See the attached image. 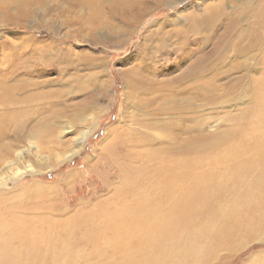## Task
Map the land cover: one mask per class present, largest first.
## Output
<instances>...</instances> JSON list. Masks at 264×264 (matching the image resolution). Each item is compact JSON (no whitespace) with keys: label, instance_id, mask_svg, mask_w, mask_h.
Listing matches in <instances>:
<instances>
[{"label":"bare ground","instance_id":"6f19581e","mask_svg":"<svg viewBox=\"0 0 264 264\" xmlns=\"http://www.w3.org/2000/svg\"><path fill=\"white\" fill-rule=\"evenodd\" d=\"M0 1L4 9L16 7L24 19L36 16L37 11L46 15L47 11L52 20L63 17L64 21L70 22H63L65 25L78 24V29L83 31L79 34L67 27L70 29L67 36L75 34L76 38L85 39L101 28L118 45L134 35L145 16L156 9L169 7L174 10L183 0ZM226 1L209 0L203 5L200 18L195 12L188 13L187 30L173 27L163 32V25L156 21L157 28L152 35L158 44L149 48L147 42L137 46L141 47L140 52L148 55L149 51L157 53L170 48L171 43L174 49L184 47L186 41L187 44H198L201 37L205 44L210 41V34L214 35L215 26L222 29L219 34L216 32L213 47L206 54L195 57L193 54L198 49L190 50L189 64L171 80L174 85L138 76L134 65L122 72L126 100L130 98L143 108L150 105V100L157 103L165 100L169 111L179 116L186 113L183 111L185 104L192 123L177 124L178 131L167 133V136L154 138L148 135L146 130L155 128L156 122L152 120L169 112L157 104L153 111H143L142 115L150 116L141 119L139 129H131V125L115 128L114 139L104 149V154L111 155L117 150L122 153V161L116 160L121 180L112 187L114 191L110 197L94 207L79 209L69 219L45 218L48 227L43 229L42 225L34 226L26 217L7 216L1 204L0 264H70L76 259L70 240L74 230L72 224L77 229L82 228L86 234L85 242L105 250V254L98 257H108L106 253L110 252L109 257L117 258L99 261V264H211L226 258L228 254L224 252L235 249L242 240L255 238L264 231V35L261 33L264 0L243 2L244 11L229 13L228 20L222 22V7ZM187 4L190 2L183 5ZM173 14H176L175 10ZM241 20L246 21L244 26H241ZM56 40L53 37L50 51L45 53L58 55L56 64L68 63V51L58 49ZM166 40L171 42L170 45ZM53 44L56 45L53 47ZM228 51L232 52L228 55L230 58H226V62L230 61L229 66L222 68ZM259 69L261 74H249ZM235 71L241 72V76L230 78L226 82L228 91L222 92L225 84L215 83V80ZM209 73L212 75L206 77ZM0 81L5 93L0 98L2 185L8 176L23 172L20 169L13 171L15 166L12 165L17 160L12 152L21 140L14 139L15 143H12V140L3 139L23 130L35 111H39V105L31 102L34 95H25L22 99L15 97L17 86L7 84L5 77L0 76ZM179 93L188 95L177 99ZM238 98L248 99L251 103L231 117L229 125L210 131L204 127L206 123L198 121L197 112L202 107L207 108L217 100L225 105ZM162 122L157 123L158 129L175 125L170 121ZM51 128L46 118L36 125L32 136L45 143L53 131ZM127 133L136 139L124 140ZM85 136V133L81 135L72 153L58 155L52 167L78 154ZM155 142L159 144L157 147H153ZM144 145L150 148H137ZM16 156L21 157L22 150ZM73 173L65 175L66 178L74 177ZM52 188L56 187L48 186V189Z\"/></svg>","mask_w":264,"mask_h":264},{"label":"rangeland","instance_id":"374dc122","mask_svg":"<svg viewBox=\"0 0 264 264\" xmlns=\"http://www.w3.org/2000/svg\"><path fill=\"white\" fill-rule=\"evenodd\" d=\"M245 1L248 0H227L222 7L224 12L222 22L228 20L229 13L244 11ZM187 2L190 4L183 5ZM206 3H209V0H183L176 4L174 8L176 14H173L174 10L169 7L158 11L156 9L142 19L134 35L117 45L101 28L92 33L93 39L76 38L75 34L67 36L72 28L75 33L82 34L83 31L78 29V24L65 25L66 22H70L64 21L63 17H54L52 20V15L47 11H45L46 15L37 11L36 16H27L24 19L16 7L4 9L0 1V76L6 78L7 84L17 86L14 90L15 97L22 99L25 95H34L30 100L39 105V111H35L34 117L23 130L3 139L12 140V143H15L14 139L21 140L20 145L12 152L13 157L17 159L12 165L15 166L13 171L19 169L23 171L15 176H8L0 185V205L3 204L7 216L26 217L34 226L42 225L44 229L48 227L45 218L66 220L79 209L94 207L101 200L111 196L114 191L112 187L118 185L121 180L116 160L122 161L120 159L122 153L118 150L111 155L104 154V149L114 139L116 132L114 129L119 128L120 125L124 128L131 125V129H139L141 119L150 116L148 114L143 116V111L149 113L157 104H161L166 109L169 106L168 103H164L165 100L162 103L150 100V105L143 108L130 101V98L126 100V90L122 87V72L134 65L138 76L150 78L155 82L173 83L171 80L189 64L191 58L189 59L188 55H192L190 50L198 49L193 54L195 57L206 54L213 47L217 37L216 32L219 34L222 29L219 30V27L215 26L214 35L210 34L211 39L205 44L201 37L198 38V44L196 42L187 44L186 41L184 47L182 45L174 49L172 43L166 40L168 45L171 43L170 48L162 49L157 53L149 51L148 55L140 52L141 47L137 46L146 42L149 44L148 48L158 44L155 36L152 35V31L157 28L156 21L163 25V32L173 27L187 30L188 13L195 12L199 17ZM241 21V26H244L246 21ZM262 32L264 35V29ZM53 37L57 38L58 49L68 51V63L61 61L56 64L58 55L45 53L50 51ZM190 37L194 38L191 35ZM55 45L53 44V47ZM230 53L232 52L228 51L227 55H224L222 68L229 66L230 61L226 62V58ZM141 60H143L142 64H139ZM259 70L257 72L253 70L249 74H261V69ZM241 74L237 71L223 74L221 78L215 80V83L225 84L221 90L227 92L229 86L226 82ZM210 75L212 73L205 76ZM3 94H5L4 90L0 86V98L4 97ZM179 94L176 95L177 99L188 95V93ZM250 103L248 99L238 98L221 105L217 100L207 108L202 107V110L197 112V119L206 123L204 127L210 131L223 128L230 124L231 117ZM197 106L201 108L200 105ZM183 111L186 113L181 116L170 111L165 112L166 114L159 115L158 119L152 120L156 122L154 129L144 130L154 138L177 132V124L186 126L192 123L185 104ZM46 118L52 125L53 131L50 132L45 143H40L33 138L32 131ZM165 121L175 125L158 129L157 126ZM83 133L86 136L81 151L62 164L52 167L59 158L58 155L73 152ZM135 139L128 133L125 134L124 140ZM158 145L156 143L153 147ZM137 148L150 147L144 145ZM21 150L22 156H16ZM71 172H74L75 176L71 179L66 178L65 175ZM67 180H69L68 184H64ZM32 184L34 186L29 187ZM48 186L56 188L48 189ZM71 228L74 230L70 233V240L76 259L72 258L70 264H99V261L117 259L114 256L109 257L110 252L106 253L108 257L99 256V258L97 255L105 254V250H99L94 244L85 242L86 234L81 227L77 229L72 224ZM16 244L18 245V242ZM224 254L228 256L220 261L214 260L211 264L215 261L216 264H264V231L259 232L255 238L242 240L235 249H228Z\"/></svg>","mask_w":264,"mask_h":264}]
</instances>
